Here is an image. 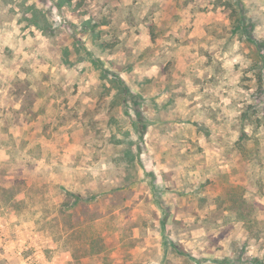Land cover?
<instances>
[{
	"label": "rangeland",
	"instance_id": "rangeland-1",
	"mask_svg": "<svg viewBox=\"0 0 264 264\" xmlns=\"http://www.w3.org/2000/svg\"><path fill=\"white\" fill-rule=\"evenodd\" d=\"M0 264H264V0H0Z\"/></svg>",
	"mask_w": 264,
	"mask_h": 264
},
{
	"label": "trees",
	"instance_id": "trees-1",
	"mask_svg": "<svg viewBox=\"0 0 264 264\" xmlns=\"http://www.w3.org/2000/svg\"><path fill=\"white\" fill-rule=\"evenodd\" d=\"M245 24H243V22H241V26L240 27H244ZM122 103H127V100L126 99H122ZM115 108V107H113ZM245 118H247V115H245ZM126 137L127 136H122V135H113V142L118 145V144H122L124 145V143L126 142ZM250 137L249 135L244 131L242 134H241V137H240V141L241 140H249ZM126 152V151H125ZM131 151L130 150H127V153H130ZM82 196L80 194H72L71 195V199L74 200L73 204H71L69 207L71 208V211H74L75 207L74 204L79 202L81 200ZM80 203V202H79ZM56 218V217H55ZM58 218V217H57ZM76 231L78 230V228L75 229Z\"/></svg>",
	"mask_w": 264,
	"mask_h": 264
}]
</instances>
